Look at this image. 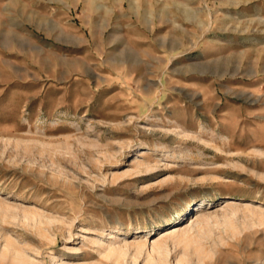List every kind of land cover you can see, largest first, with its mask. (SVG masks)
Wrapping results in <instances>:
<instances>
[{"label": "rangeland", "instance_id": "obj_1", "mask_svg": "<svg viewBox=\"0 0 264 264\" xmlns=\"http://www.w3.org/2000/svg\"><path fill=\"white\" fill-rule=\"evenodd\" d=\"M0 264H264V0H0Z\"/></svg>", "mask_w": 264, "mask_h": 264}, {"label": "bare ground", "instance_id": "obj_2", "mask_svg": "<svg viewBox=\"0 0 264 264\" xmlns=\"http://www.w3.org/2000/svg\"><path fill=\"white\" fill-rule=\"evenodd\" d=\"M169 234V233H168ZM171 235V234H170Z\"/></svg>", "mask_w": 264, "mask_h": 264}]
</instances>
